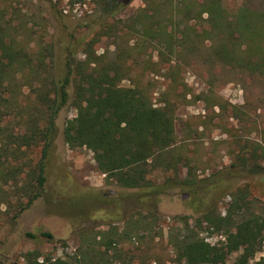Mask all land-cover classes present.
Instances as JSON below:
<instances>
[{
    "label": "trees",
    "instance_id": "trees-1",
    "mask_svg": "<svg viewBox=\"0 0 264 264\" xmlns=\"http://www.w3.org/2000/svg\"><path fill=\"white\" fill-rule=\"evenodd\" d=\"M22 1L0 0L3 214L14 223L44 192L58 134L56 119L67 104L75 115L64 124L65 143L89 149L107 180L131 189L121 197L148 199L152 205L122 214L120 231L110 224L107 230L77 232L80 243L66 258L34 248L22 254L25 264L136 263L119 241L146 230L147 221L159 216L153 208L160 196L173 189L193 212L169 217L167 242L175 262L229 264V256L237 253L231 264H250L264 240V208L255 210L245 186L230 188L243 172H260L258 151L241 156L237 170L232 164L225 171L198 177L175 131V110L191 98L189 92L174 91L185 86L180 74L192 62L220 64L264 82V0H240L233 11L225 0H142L125 18L118 15L131 0H93V10L72 20L71 28L60 0H34L40 15L23 11L22 5L33 1ZM49 23L56 33L52 39ZM109 36L114 39L113 51L97 54L94 44ZM145 73L169 79V89L156 105L149 83L142 84ZM124 79L131 84L121 85ZM256 99L264 106V88ZM180 166L186 167L185 176L180 175ZM155 172H161L160 182L150 178ZM226 192L230 199L222 213L218 199ZM202 231L221 238L211 243ZM27 236L38 237L31 232ZM39 236L53 238L46 231Z\"/></svg>",
    "mask_w": 264,
    "mask_h": 264
},
{
    "label": "rangeland",
    "instance_id": "rangeland-1",
    "mask_svg": "<svg viewBox=\"0 0 264 264\" xmlns=\"http://www.w3.org/2000/svg\"><path fill=\"white\" fill-rule=\"evenodd\" d=\"M32 1L22 5L23 11H36L40 15L36 9L38 6ZM225 4L233 11L240 0H225ZM141 5L142 0H131L118 16L125 18ZM59 7L63 9L65 22L71 28L72 20L91 12L94 3L93 0H83V3L70 5L66 0H60ZM41 14L48 18L47 12ZM200 24L206 26L204 22ZM48 29V37L52 39L56 33L50 23ZM94 49L97 54L105 50L112 52L113 37L100 38L94 44ZM180 76L185 86H177L174 94L189 92L187 98H191V102L181 103L176 108L175 131L178 143L182 141L184 145L182 151L189 158L193 171L198 177H206L221 169L225 171L232 164L235 165L233 169L237 170L241 168L237 166L241 156L258 151L260 172H243L230 190H235L238 185L245 186L255 210H261L264 208V106L256 98L260 96L264 82L253 81L220 64L209 67L199 62L186 66ZM141 79L142 84L149 83L151 99L155 105L158 104L160 94L169 89V79L154 73H145ZM120 84L128 86L131 81L124 79ZM74 115L75 109L70 104L58 113L56 146L48 165L42 195L14 223L3 214L4 207L0 205V264H25L22 254L34 248L54 258H66L79 245L77 232L82 229L97 232L107 230L112 224L120 231L123 224L119 217L122 214H132L139 208L144 211L152 209L148 199L139 202L136 198L121 197L131 189L107 180L96 168L89 149L70 148L65 143L62 130L66 120ZM186 173V167L180 166V175L185 176ZM150 178L160 182L162 174L155 172ZM228 192L218 199V210L222 213L230 199ZM153 209L159 213L157 219L148 220L146 230L140 229L136 235H128L119 241L118 246L127 254H133L131 258L136 262L133 264H182L174 261L172 248L167 242L169 217L192 214V209L182 204L177 189L161 195L157 207ZM41 231L50 232L53 238L49 240L39 236ZM27 232L35 233L38 237L31 238ZM200 234L211 243L221 238V235L208 231ZM236 255L229 256V264ZM263 261L264 240L249 263L259 264Z\"/></svg>",
    "mask_w": 264,
    "mask_h": 264
}]
</instances>
